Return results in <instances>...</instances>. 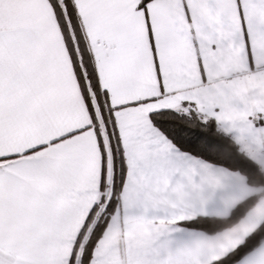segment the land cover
Here are the masks:
<instances>
[{"label":"snow or ice","instance_id":"obj_1","mask_svg":"<svg viewBox=\"0 0 264 264\" xmlns=\"http://www.w3.org/2000/svg\"><path fill=\"white\" fill-rule=\"evenodd\" d=\"M0 264H264V0H0Z\"/></svg>","mask_w":264,"mask_h":264}]
</instances>
